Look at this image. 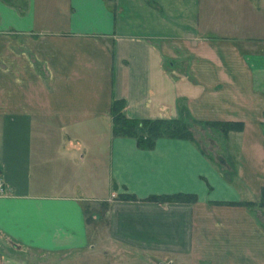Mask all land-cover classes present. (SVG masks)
Listing matches in <instances>:
<instances>
[{
  "label": "crops",
  "instance_id": "crops-1",
  "mask_svg": "<svg viewBox=\"0 0 264 264\" xmlns=\"http://www.w3.org/2000/svg\"><path fill=\"white\" fill-rule=\"evenodd\" d=\"M24 1L0 0L4 264H264V209L231 204L264 187L253 8ZM115 99L130 118L187 120L194 140L147 149L114 135ZM208 121L244 128L224 135ZM175 194L197 200L149 199Z\"/></svg>",
  "mask_w": 264,
  "mask_h": 264
},
{
  "label": "trees",
  "instance_id": "trees-1",
  "mask_svg": "<svg viewBox=\"0 0 264 264\" xmlns=\"http://www.w3.org/2000/svg\"><path fill=\"white\" fill-rule=\"evenodd\" d=\"M4 1L13 3L9 0ZM104 1L113 2L115 0ZM124 110V100L115 99L111 107L114 124L113 133L116 136L134 137L141 148H153L157 139L160 137L194 140V135L189 127V123L183 118L139 120L128 117ZM203 124L219 130L224 135H228L231 131H242L244 128V124L242 122L208 121L203 122ZM121 197L126 200L138 199L133 194H123ZM149 199L160 202H195L197 200V196L194 194H175L155 196L150 197ZM231 204L259 207L264 209V187L262 188L261 196L258 201L231 202Z\"/></svg>",
  "mask_w": 264,
  "mask_h": 264
},
{
  "label": "rangeland",
  "instance_id": "rangeland-1",
  "mask_svg": "<svg viewBox=\"0 0 264 264\" xmlns=\"http://www.w3.org/2000/svg\"><path fill=\"white\" fill-rule=\"evenodd\" d=\"M9 1H12V2L16 1V3L20 2V4L17 3L18 6H20V7H22L24 5V2H25L24 0H9ZM237 1H238V7L240 8V10L243 9L244 4L246 7V3L249 4V7L253 8L252 10L254 11V14H255V16H254L255 17L254 35L257 38L259 35L264 33V31H263L264 30V0H237ZM259 37H262V36H259ZM260 216H261V219L264 223V211H262V214H260Z\"/></svg>",
  "mask_w": 264,
  "mask_h": 264
},
{
  "label": "built area",
  "instance_id": "built-area-1",
  "mask_svg": "<svg viewBox=\"0 0 264 264\" xmlns=\"http://www.w3.org/2000/svg\"><path fill=\"white\" fill-rule=\"evenodd\" d=\"M5 192V184L2 180V178L0 177V194ZM0 264H4V258L3 255L0 253Z\"/></svg>",
  "mask_w": 264,
  "mask_h": 264
}]
</instances>
